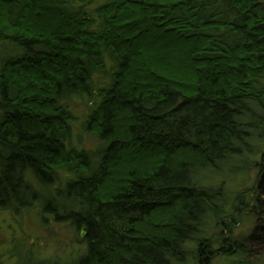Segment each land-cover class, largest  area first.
Masks as SVG:
<instances>
[{"label": "trees", "instance_id": "obj_1", "mask_svg": "<svg viewBox=\"0 0 264 264\" xmlns=\"http://www.w3.org/2000/svg\"><path fill=\"white\" fill-rule=\"evenodd\" d=\"M261 6L0 0V211L38 207L85 244L60 262L25 254L20 242L9 259L211 264L248 254L230 235L207 237L210 219L228 229L231 217L219 218L223 184L196 176L233 172L255 142L264 177ZM74 103L85 105V131L99 141L93 152L72 142ZM260 185L246 205L256 217ZM259 235L262 226L251 238Z\"/></svg>", "mask_w": 264, "mask_h": 264}, {"label": "rangeland", "instance_id": "obj_2", "mask_svg": "<svg viewBox=\"0 0 264 264\" xmlns=\"http://www.w3.org/2000/svg\"><path fill=\"white\" fill-rule=\"evenodd\" d=\"M258 1L264 9V0ZM73 112L78 119L72 135L79 137V141L75 137L73 138L72 142L74 146L78 150L86 149L92 152L95 151L99 146V141L95 136L85 131L84 118L87 114L85 105L74 103ZM258 149V143L254 142V144H251V149L245 153V156L239 158V161H237L238 164L232 166L235 170L230 172L231 174L224 173L223 170L224 177H210L207 173L196 176L199 181L203 179L205 184H213L215 186H219L221 183L223 184L225 203L223 215L219 218L231 217V226L228 229H224L223 223H226L224 219H217L218 221H215V218L213 220L210 219L207 225V237L211 234L218 235L222 232L223 237H228L229 239L230 235V237L234 238L233 240L247 246L246 248L248 249L247 255L238 254L229 258L219 256L211 264H264V238L260 235L257 238H251L260 226L264 228V216L261 214L256 217L250 210L251 208L246 207L257 192H259L257 189L260 183V191L262 190L264 192V177L259 173L260 169L258 164L261 163V158L260 154L257 153ZM30 199L31 197L26 201ZM242 203L244 204V208L246 207L248 210L242 212V209L244 210ZM47 206L48 198L45 199L43 204H40L42 209ZM37 208L23 211L17 215L0 211V264H32L24 256L20 259H9L11 256L7 250L14 244L20 242L22 243L21 248L25 254L30 250L33 257L37 256L41 259L54 261L58 259L60 262L70 258H76L77 255L84 252L85 244L80 239L79 234L73 229H69L67 224H55L53 217L50 215L49 217L42 216ZM217 224H219L218 229L216 227ZM248 237L252 240H259L254 241L250 245L251 243L247 239ZM188 248L194 250L195 245H189ZM5 253L9 256H6ZM65 258L67 259L64 260ZM185 264L197 263L189 260Z\"/></svg>", "mask_w": 264, "mask_h": 264}]
</instances>
